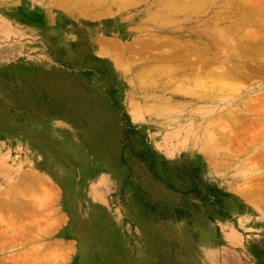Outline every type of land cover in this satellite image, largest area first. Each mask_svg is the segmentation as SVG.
I'll return each instance as SVG.
<instances>
[{
    "label": "rangeland",
    "instance_id": "obj_1",
    "mask_svg": "<svg viewBox=\"0 0 264 264\" xmlns=\"http://www.w3.org/2000/svg\"><path fill=\"white\" fill-rule=\"evenodd\" d=\"M74 1L0 0V264H74L76 249L78 264H264L259 64L248 65L253 79L242 86L263 92L245 109V93L231 98L241 113L219 143L224 150L202 152L196 145L200 115L176 110L173 122L135 115L130 103L146 105L160 91L128 88L122 70L98 49L99 42L111 45L110 52L123 44L130 60L137 55L174 64L186 56L166 55L184 45L193 58L210 55V47L188 45V25L139 29L157 13L147 2L111 17L95 15L93 2L84 9V0ZM235 7L230 14L237 26L248 19L256 33L245 45L264 46V0ZM61 186L78 199L82 235L69 231L78 222L61 205ZM63 214L67 222L57 226ZM17 224L25 233L14 231ZM26 225L34 231L26 233ZM81 236L87 238L82 246ZM49 251L66 257L40 254Z\"/></svg>",
    "mask_w": 264,
    "mask_h": 264
},
{
    "label": "bare ground",
    "instance_id": "obj_2",
    "mask_svg": "<svg viewBox=\"0 0 264 264\" xmlns=\"http://www.w3.org/2000/svg\"><path fill=\"white\" fill-rule=\"evenodd\" d=\"M75 1H74V4L76 5L79 1L78 2H75ZM142 1L147 2V4H149L148 6H149L150 11L154 10L157 13L150 12V13H152L153 16H150V20L143 21L140 25H138L139 29H144L147 27L164 28V27H169V26L177 28V27H181L182 25H188L185 28V29H187V31H188L187 33L189 35V37L186 38L187 44L191 45V46L198 45V44H204V45L206 44L210 47V48L209 47L208 48L211 50V51H209V52H211V54L210 55L205 54V57L198 55V56L193 58V55H195V54L192 55V53H190L191 52L190 49H189L190 52H189V50H187V48L183 49L185 46L184 45L182 48L183 50L181 48L177 49V50L181 49L182 52L179 50V51H176L175 53L173 52L174 54L168 53L166 55L167 58H171V57L175 56V54L177 57H183V56L189 57L188 53H189V55H192V57H190L189 59L188 58L184 59L186 57L181 58V59H179V61L175 62L174 64L173 63L171 64V62H161V61L156 60V59L155 60L149 59L148 57H138L137 55L136 56L133 55V56H135L134 59L130 60V58H129L130 56L125 54V51H128V50H125V46H123V44H120V49L117 50L114 47V49L116 51H114L112 49V52H110L109 46H111V45L108 46L105 42H103V43L99 42L100 43L99 44L100 48L98 49L99 56L103 55V56L108 57V61L111 64L117 66L118 68H120L122 70L121 72L123 73V78H124L123 81H124V83L126 82L125 85L128 88H129V84L131 83L136 89H140V90L157 89L160 91L158 93L159 97H157L155 100L152 99L153 100L152 102H147L146 105L135 103L134 101H133V103H130L129 107L132 109V111L135 113V115H139L140 117L142 116V118H145V119L158 118V119H166L170 122H173V119L175 118L174 115L176 113L175 112L176 110H178V113L180 111L183 113V112H186L187 110L193 111L194 117H195V115L196 116L200 115L201 119H203L202 127L197 128L198 131H200L202 129V133L200 132L201 133L200 139H198L199 136H197L198 140L196 139L197 140L196 141L197 149H199L202 152H208L211 150H215V151L220 152V151L224 150V147L219 146V143L221 140H224L230 134L229 130H231V129H229L230 127H228V125L233 126V123L235 122V119L238 117V113L240 112L239 111L240 106L238 104H234L235 101L231 102V98L245 93V95H244L246 97L244 99L245 101L243 103H241L243 109H245L244 107H246L245 105H246L247 101L249 102L248 99H251L253 96L255 98V96H257V95H259V93L263 92L262 91L263 89H258V91L257 90L251 91L250 89H253V88L249 89V88L242 86L245 82H247L248 80H251V78H252L251 75L249 78V73H250L249 71H251V70H249V71L246 70L247 67H249L248 66L249 64L258 66L256 64V63H258L259 64L258 68L260 69V71H264L263 70V68H264V46H262V44H261V45H259V48H257V47L250 48V47H252L251 45H250V47H247L245 45V44H247L246 41L252 40L256 37V33L253 34L252 31L250 30V27L248 26L252 23H249L250 20L248 21V19L244 18L240 22V24H244L245 26H243V27L237 26V23H236L237 19L234 20L232 17L233 15L230 14L231 10H234V8H236L235 7L236 4H239L240 6L243 4V0H239L238 2H236V0H154V1L153 0H115V1H113V0L112 1H108V0H84L80 4L81 6H79V7H83L84 9H86L88 6L91 7V5H89V3L93 2V5L95 4V7L98 11L97 13L93 12L95 15L99 14L98 16L114 17L115 13L118 12L119 10H122V9L126 10V8L133 9L132 7H136L135 5L141 3ZM251 2H253V1H251ZM52 4H51V6H53ZM58 5H60L59 7L61 9H63V10L65 9L64 3H58ZM154 5H157V6L160 5V6L157 7ZM213 7L217 8V9H213ZM207 9L208 10L212 9V10L209 13ZM205 10H207V11H205ZM88 12L89 11H87V13ZM240 13H241V11H240ZM84 16H85V14H84ZM97 18H99V17H97ZM222 19H224V21L220 22V20H222ZM238 27H240V28L238 29ZM254 32H255V30H254ZM261 33H263V32L261 31L260 33H257V34L259 35ZM112 45L114 46V44H112ZM253 45H254V43H253ZM139 46L140 45H138V47ZM149 46L152 47L153 44H152V46L151 45H149ZM166 46H168V44ZM171 46H173V45H171ZM174 46L176 47L175 44H174ZM140 47H142V46H140ZM194 47L197 48V46H194ZM202 48H203V46H202ZM130 49H131V47H130ZM133 50H135V49H133ZM139 53L137 51V54H139ZM103 56H101V57H103ZM154 57H156V55ZM157 58H158V56H157ZM254 70H255V68H254ZM256 73L261 74V72H258L257 70H256ZM262 73L264 74V72H262ZM261 88H263V87H261ZM248 90H250V91H248ZM257 99H258V97H257ZM260 99H261V97H260ZM254 101H255V99H254ZM222 105H224V107H222ZM224 109H228L229 111H226ZM133 112H132V114H134ZM171 117H172V119H171ZM136 118H137V116H136ZM234 125H235V123H234ZM199 126H200V124H199ZM227 131H229V132H227ZM252 133H251V135H252ZM231 134H233V133L231 132ZM263 137H264V135H263ZM251 167H253V166H251ZM42 188H44V187H42ZM49 188H50V186H49ZM238 190H240V189H238ZM39 191H41V190H39ZM40 194H42V193H40ZM48 194L50 195L51 193H48ZM252 194H253V192H252ZM47 195L45 194L43 196H47ZM241 195H243V194H241ZM244 195H247V194L244 193ZM36 197H39V196L35 195V198ZM16 198H18L17 195H16ZM47 198H50V197L47 196ZM49 200L50 199H47V201H49ZM43 201H44L43 204L46 203L45 200H43ZM13 202H16V200ZM41 202H42V200H41ZM37 203H40V202L37 201L35 204L37 205ZM44 205H46V204H44ZM261 205H263V204H261ZM255 206H256V204H255ZM260 207H262V206H260ZM46 209H47V207H46ZM46 209H45V211H46ZM53 210H54V208H53ZM53 210H50V212ZM48 213H49V211H48ZM9 217H10V215H9ZM33 218H32V220H33ZM36 219H38V218H36ZM9 220H10V222H12V219H9ZM45 220H46V218H45ZM52 220L50 222H53ZM54 220H56V218ZM24 222L26 223L27 221H24ZM24 222L22 224H25ZM31 222H33V221H31ZM55 222L56 221H54V223ZM13 223H15V222H12L11 224L14 225ZM29 223H26V224H29ZM54 223L53 224L49 223V227H51V225L54 226ZM18 224H19V222H18ZM18 224L15 226L17 227ZM33 224H35V222H33ZM56 225L58 226V224H56ZM26 227L28 228L27 225H26ZM19 229H22L24 232V228H19ZM31 230H33V228ZM17 231L19 232V230H17ZM27 232L28 231H26V233ZM39 233L40 232H38V234ZM82 233H84L82 228H80L78 231H76V234H78V235L79 234L82 235ZM28 236H29V234H28ZM36 236H38V235L35 234V237ZM11 239H13V238H11ZM85 239H87L86 236H81L79 238L78 241H79L80 246L83 245ZM13 241H15V240H13ZM42 244H43V242L41 243V245ZM57 244H58V242H57ZM44 245L45 244H43V246ZM33 251H31V252H33ZM27 252H30V251H27ZM31 252H30V254H31ZM47 253L50 256L52 254L54 255L56 253V255H54V256L52 255L53 257H56L58 251H52V252H47ZM60 253H59V255H60ZM32 256H33V254L31 255V257ZM43 257H45V256H43ZM48 257L49 256L46 257L47 260H48ZM59 257L57 256V258H59ZM64 257H66V256H64ZM51 258H49L51 261L53 259H55V258H52V259ZM24 259H26V258H24ZM60 259H63L62 256L60 257ZM45 261L46 260H44V264H45ZM56 261H57V259L52 261V262H56ZM33 262H35V261H33ZM47 263H49V261Z\"/></svg>",
    "mask_w": 264,
    "mask_h": 264
},
{
    "label": "crops",
    "instance_id": "obj_3",
    "mask_svg": "<svg viewBox=\"0 0 264 264\" xmlns=\"http://www.w3.org/2000/svg\"><path fill=\"white\" fill-rule=\"evenodd\" d=\"M62 187V186H61ZM58 190V189H57ZM58 192H59V190H58ZM59 195H61L62 196V207H63V204H64V208H66V210L68 211V213H69V215H70V217H72L73 218V220H75V221H77L78 222V225H77V227L75 228V229H69V231L71 232V233H73V234H76V231H78L80 228H82V226H81V221H84L83 219H80L79 218V212H78V199H77V197H75L74 196V194H73V192L72 191H70L69 189H67V188H64V187H62L61 188V192L59 193ZM93 207H94V210H95V206L96 205H92ZM94 210H92V211H94ZM92 211H88L87 212V215L90 213V212H92ZM85 221L86 222H88L89 221V219L88 218H85ZM67 222V216L65 215V214H63V216L61 217V219H60V221H59V225L58 226H61V225H64L65 223ZM31 229V228H30ZM16 230V232H18L17 230V227H15L14 228V231ZM27 230H28V232L29 233H32V230L31 231H29V228H27ZM76 235H78V234H76ZM77 243H78V240H77ZM76 243V245H77V247H78V244ZM58 244H59V242H58ZM91 244V242L89 243V239H88V248H89V245ZM58 246V245H57ZM31 248H27V251H33V250H30ZM30 252H28V254L31 256L32 254H33V256L35 255V253H34V251L33 252H31L32 254H30ZM49 252H52V251H49ZM59 251H58V253H57V256H66L64 253H60V255H59ZM77 253H78V249H76V254H75V257H74V264H78V263H76L77 262V260H76V255H77ZM41 254L43 255V256H50L48 253H45L44 254V252L42 253L41 252ZM89 254V249L87 250V255ZM53 255V254H52ZM54 255H56V253L54 254ZM88 259V258H87ZM45 263H47V261H45ZM82 264H84V263H82Z\"/></svg>",
    "mask_w": 264,
    "mask_h": 264
}]
</instances>
